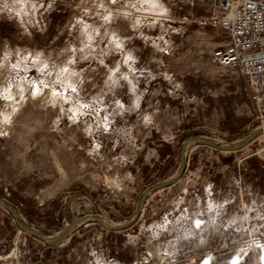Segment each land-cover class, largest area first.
Returning <instances> with one entry per match:
<instances>
[{
    "label": "rangeland",
    "instance_id": "374dc122",
    "mask_svg": "<svg viewBox=\"0 0 264 264\" xmlns=\"http://www.w3.org/2000/svg\"><path fill=\"white\" fill-rule=\"evenodd\" d=\"M207 5L0 0V199L13 209L0 204V264H264V179L246 163H264V128L244 77L214 60L226 35L191 23ZM60 148L83 173L48 202ZM182 158L181 179L151 190Z\"/></svg>",
    "mask_w": 264,
    "mask_h": 264
},
{
    "label": "built area",
    "instance_id": "2783aa9c",
    "mask_svg": "<svg viewBox=\"0 0 264 264\" xmlns=\"http://www.w3.org/2000/svg\"><path fill=\"white\" fill-rule=\"evenodd\" d=\"M206 13L191 23L219 30L227 41L213 52L214 60L246 80V91L264 128V0H207Z\"/></svg>",
    "mask_w": 264,
    "mask_h": 264
},
{
    "label": "crops",
    "instance_id": "0c3cea01",
    "mask_svg": "<svg viewBox=\"0 0 264 264\" xmlns=\"http://www.w3.org/2000/svg\"><path fill=\"white\" fill-rule=\"evenodd\" d=\"M50 157L51 171L55 176L39 189V195L48 202L59 198L63 191L75 185L83 173L77 158L69 149H55Z\"/></svg>",
    "mask_w": 264,
    "mask_h": 264
},
{
    "label": "water",
    "instance_id": "95a60500",
    "mask_svg": "<svg viewBox=\"0 0 264 264\" xmlns=\"http://www.w3.org/2000/svg\"><path fill=\"white\" fill-rule=\"evenodd\" d=\"M248 141H249V139L246 140V141L244 142V144H243V145H240V146L220 147V149H224V150H226V149L238 150V149L242 148L243 146H245V145L248 143ZM207 142H208V141H207ZM208 143L211 144L212 146H214L213 143H211V142H208ZM184 150H185V145L183 146L182 152H184ZM182 154H183V153H182ZM181 163H182V164H181L180 171H179L178 175H177L173 180H171V181H167V182H165V183H162V184L159 185V186H154V187H152L151 190L157 189L158 187H161V188H163V187H168V186H170V185H172V184L178 182V181L181 179V177H182V175H183V171H184V160H183V158H182V160H181ZM0 204L3 205L4 207L8 208L9 210L13 211V209H12L10 206H8L6 203H4L1 199H0ZM13 215H14V218H16L15 213H13ZM84 219H87V218H84ZM95 219H96L99 223H102V224H103V222H102L99 218L95 217ZM79 221H80V220H77V221H75L74 223H72L69 227H66V228L62 229V230H61V231H60V232H59V233H58L53 239H51V240H46V243H52V242H54L57 238H59L60 236H62V235H63V234L69 229V228H71V227L75 226L76 224H78ZM128 224H129V222H128L127 224L123 225L122 227H119V228L110 227V226H105V227H106L108 230H110V231H114V230L122 229V228H124L125 226H127ZM19 225L23 228V226H22L21 224H19ZM24 230H25L26 232H28L29 234H31V235H34V236H37V237L43 239V236H42L41 234H39V233H37V232H35V231H33V230H29V229H27V228H24Z\"/></svg>",
    "mask_w": 264,
    "mask_h": 264
},
{
    "label": "trees",
    "instance_id": "16d2710c",
    "mask_svg": "<svg viewBox=\"0 0 264 264\" xmlns=\"http://www.w3.org/2000/svg\"><path fill=\"white\" fill-rule=\"evenodd\" d=\"M223 160H225V158H223ZM228 162L231 163L232 161ZM246 163L249 165L247 167L248 171L252 172L255 176H259L264 179V163L262 161L257 158H251L248 159ZM112 254H114V252H112Z\"/></svg>",
    "mask_w": 264,
    "mask_h": 264
},
{
    "label": "clouds",
    "instance_id": "9594fccd",
    "mask_svg": "<svg viewBox=\"0 0 264 264\" xmlns=\"http://www.w3.org/2000/svg\"><path fill=\"white\" fill-rule=\"evenodd\" d=\"M5 7H7V5H5ZM13 67H15V65Z\"/></svg>",
    "mask_w": 264,
    "mask_h": 264
}]
</instances>
